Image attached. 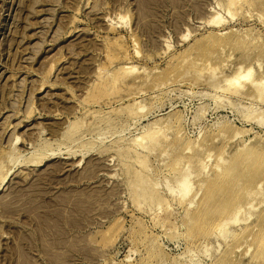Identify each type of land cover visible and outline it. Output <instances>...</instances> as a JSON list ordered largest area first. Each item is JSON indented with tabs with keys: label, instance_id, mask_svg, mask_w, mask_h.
I'll use <instances>...</instances> for the list:
<instances>
[{
	"label": "rangeland",
	"instance_id": "obj_1",
	"mask_svg": "<svg viewBox=\"0 0 264 264\" xmlns=\"http://www.w3.org/2000/svg\"><path fill=\"white\" fill-rule=\"evenodd\" d=\"M263 81L264 0H0V264H264Z\"/></svg>",
	"mask_w": 264,
	"mask_h": 264
},
{
	"label": "bare ground",
	"instance_id": "obj_2",
	"mask_svg": "<svg viewBox=\"0 0 264 264\" xmlns=\"http://www.w3.org/2000/svg\"><path fill=\"white\" fill-rule=\"evenodd\" d=\"M214 19V18H213ZM242 69V68H241ZM237 71V70H236ZM251 73V69H249V70H246L245 72H243L242 70H239V71H237L234 75H232L231 77H229L228 79H227V81L229 82V83H233V84H238L239 82H240V80L241 79H245V78H247L248 77V75ZM261 83H262V80L260 81ZM260 82H254L253 84H254V87H257V90H258V88L259 87H261L262 86V84L260 83ZM264 82V81H263ZM234 86V85H233ZM236 87H239V85L238 86H236ZM260 92H261V94L263 93V91H262V89L260 90ZM161 130V129H160ZM153 132V131H152ZM150 134H151V132H150ZM156 134H157V132H156ZM158 136V135H157ZM162 138V137H161ZM150 140H151V138H150ZM136 142V141H135ZM161 142V141H160ZM138 144H139V142H138ZM135 145V144H134ZM137 147H139V145L137 146ZM126 148H128V147H126ZM155 148V147H154ZM125 149V148H124ZM148 149V148H147ZM150 150V149H149ZM123 151V150H122ZM251 151V150H250ZM50 154V153H49ZM51 154H54V152H52ZM129 154V153H128ZM127 156V155H126ZM140 156V155H139ZM148 157V156H147ZM126 158V157H125ZM128 159V158H127ZM130 160V159H129ZM128 160V161H129ZM141 160V159H140ZM137 161H139V160H137ZM2 163H3V161H2ZM144 163V162H143ZM92 165V164H91ZM224 172H223V174H225V175H227L228 173H230V171H231V168L230 167H227V168H225L224 170H223ZM203 175H205V174H203ZM188 178H187V176L186 177H184L182 180H181V182H180V184L182 185V195L183 196H186L187 195V193H188V191H189V188H190V184L188 183V180H187ZM263 182V181H262ZM201 183V182H200ZM205 183H206V181H205ZM152 191V190H151ZM256 191V190H255ZM254 191V192H255ZM259 191V190H258ZM262 191V190H261ZM258 193V192H257ZM198 194V193H197ZM252 194V193H251ZM254 195V194H253ZM153 196V195H152ZM258 196V195H257ZM155 198H157V197H155ZM153 199V198H152ZM194 200V199H193ZM193 200H192V202H193ZM248 200V199H247ZM190 202V201H189ZM251 202V201H250ZM180 203V202H179ZM252 203V202H251ZM193 204V203H192ZM194 204H195V201H194ZM247 204V203H246ZM239 206V205H238ZM244 206V205H243ZM248 206V205H247ZM229 208V207H228ZM228 208H225V209H222L221 210V217H225L227 214H228V211H229V214L233 211V209L230 211ZM237 208H239V207H236L235 209H234V211L236 210V212L238 211L237 210ZM240 210V209H239ZM233 213H235V212H233ZM234 216V215H233ZM235 216H236V213H235ZM233 218V217H232ZM231 218V219H232ZM227 220V219H226ZM206 237H208V236H206ZM249 255V254H248Z\"/></svg>",
	"mask_w": 264,
	"mask_h": 264
}]
</instances>
